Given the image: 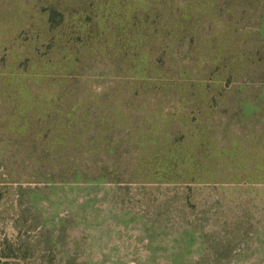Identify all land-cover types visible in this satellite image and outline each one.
<instances>
[{
	"label": "rangeland",
	"instance_id": "rangeland-1",
	"mask_svg": "<svg viewBox=\"0 0 264 264\" xmlns=\"http://www.w3.org/2000/svg\"><path fill=\"white\" fill-rule=\"evenodd\" d=\"M52 6L66 12L63 33L48 30ZM263 16L264 0H0V254L15 256H0V264H264V42L253 65L247 57L256 52L249 41L264 39ZM146 19L158 24L159 33L137 41L134 52L145 59L130 72V91H138L131 102L142 104L146 113L161 112L150 99L152 83L136 89L144 75L152 74L172 83L160 86L165 113L190 116L187 102L200 101V95H192L213 74L210 86L216 92L239 87L237 95L260 104L246 124L231 122L236 135L255 138L252 157L235 144L239 154L235 160L229 156L223 176L209 173L206 181L193 183L133 181L123 165H115L120 181L48 182L23 176L25 170L48 174L53 166L49 150L43 158L25 153L39 147L25 141L21 147L15 127L24 122L29 128L55 110L54 82L61 78L62 88L68 83L74 90L59 102L74 105L75 112L64 117L75 123L84 102L97 101L96 94L113 86L120 73L119 50L111 40L102 51H71L67 68L57 71L47 62L53 36L78 40L79 33L95 35L91 24ZM169 30L173 33L167 35ZM163 53L160 63L148 59ZM168 68L177 71L176 81L166 78ZM227 98L214 105L230 102ZM115 105V110L130 108L119 100ZM225 108H216L221 113L215 117L227 118ZM227 134L232 137L234 131ZM88 170L97 173L98 168Z\"/></svg>",
	"mask_w": 264,
	"mask_h": 264
},
{
	"label": "trees",
	"instance_id": "trees-1",
	"mask_svg": "<svg viewBox=\"0 0 264 264\" xmlns=\"http://www.w3.org/2000/svg\"><path fill=\"white\" fill-rule=\"evenodd\" d=\"M47 12L48 30L55 34L63 33L65 10L52 6L47 9ZM89 28L90 32L94 29V36H83L84 33H79L78 40L74 38L65 40L53 36V56L47 62L52 61L51 64L57 71H63L67 68V56H71V51L82 53L84 49L91 47L102 51V46L111 40L115 42V48L119 50L115 55V59L120 64H118L119 76L112 82L113 86L96 94L97 101L84 102L79 113L81 117L75 123L65 118L75 112L72 110L74 105L69 101L59 102L64 99V93L72 94L74 90L68 83L62 88L58 83L61 78L54 82L58 88L54 92V95H57V102L53 105L55 110L50 111L46 118H39L29 128L25 127L24 122L15 127L20 133L16 139L21 147L24 148L22 145H26L25 142H28L30 148L39 147L37 152L26 150L25 153L30 152L32 158L36 157L34 153H39L37 156L43 158L44 151L49 150L48 155L50 153L53 166L48 174L37 171L30 175L25 174V170L23 176L34 177L35 175L48 182L59 180L103 182L109 179L120 181L118 178L120 174L116 171L115 165H123L129 171L126 173L131 175L133 181L145 179L148 181L149 178H154L193 183L197 180L206 181L208 179L206 175L209 173L223 176L221 167L224 168L229 163V156L234 158L239 154L235 144L239 145L240 152L244 156L251 155L252 157L251 150L252 145L256 143L255 138L236 135L231 122L234 120L236 124H246L248 119L258 115L260 104L249 103L248 100L237 95L240 94L241 88L238 87L234 91L231 88L223 89L222 86L216 92L217 90L210 86L212 74L205 78L207 84L202 86V90H198L197 94H191L192 99H198L195 95H200V101L198 103L194 100L187 102L188 108L192 110L187 109V111L190 116L193 114L194 116L184 115L180 118H171L168 115L174 116V114L165 113L161 107L163 96L160 86L172 83H167L163 78L152 74L144 75L145 80L141 81L136 89H145L152 83L155 95L150 99L161 110L160 113H146L143 111L142 104L135 106L130 100L133 95L138 94V91L134 94L130 91L132 83L130 72L138 67L139 61L145 59L139 52H134L135 48H138L137 41L141 37L150 38L157 35L159 33L158 24L146 19L134 22L105 23L102 26L95 23ZM258 31L261 34L262 28L259 27ZM99 32L104 33L102 37H99ZM171 33H173L172 30L166 31L167 35ZM107 35L111 37L108 38ZM263 42L264 39L260 38L249 41L248 47L256 50L255 53L247 55L248 61L250 60L249 64L255 63L258 53L262 52ZM163 57L164 53L159 54L158 59L152 57L148 59L160 63ZM235 57L234 55L230 58ZM225 58L222 60L223 66L227 64L228 57ZM214 71L216 70L210 72L214 73ZM166 73L170 75L166 77L170 81L177 80L178 73L174 68H168ZM172 90L174 91L173 88ZM228 95L230 102L225 101L224 104L214 105V101L228 99ZM116 100L130 108L115 110ZM255 100L257 101V98ZM174 107V103L170 104L167 110H172ZM134 108H139V115H133ZM216 108L222 112L224 108L228 110V117L216 118L215 115L221 113ZM22 111L20 115L25 119L26 114ZM6 128L9 129L8 125ZM227 130L234 131V136L228 135ZM65 161L71 164L65 165ZM169 166H172L174 170L169 171L167 169ZM96 167L98 171L94 172L95 174L88 170ZM230 173L238 175L234 171ZM0 256L15 257L13 253L0 254Z\"/></svg>",
	"mask_w": 264,
	"mask_h": 264
}]
</instances>
